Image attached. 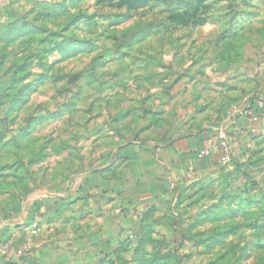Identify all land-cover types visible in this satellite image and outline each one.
<instances>
[{
	"label": "clouds",
	"instance_id": "9594fccd",
	"mask_svg": "<svg viewBox=\"0 0 264 264\" xmlns=\"http://www.w3.org/2000/svg\"><path fill=\"white\" fill-rule=\"evenodd\" d=\"M209 16L195 28L193 38L208 48L221 35L231 40L234 47L239 45L237 51L243 55L234 53L231 61L224 62L229 67L227 76L246 71L247 75L227 79L217 73L216 79L224 81L225 86L215 87L214 81L210 85V77L189 82L193 70L189 78L172 87L177 72L183 69H155L163 87L171 88L164 97L171 103L160 116L146 114L144 108L148 105L136 104L126 118H118V113L126 109H116L104 117L102 124L94 121L91 126L86 125L87 117L82 112L70 122L62 116L64 127L56 130L48 120L57 117L26 124L22 110L6 114L0 122V168L13 166L21 173H30L29 189L46 195L29 204L24 216L31 224L23 229L24 234L13 231L12 240L0 242V264H57L62 256L70 264H138L135 254L145 235L140 223L145 213L148 223L165 216L176 220L173 226L158 227L143 245L141 253L151 257L168 250L163 247L164 240L175 238L179 242L173 231L178 233L203 219L197 213L211 216L220 209L235 208L244 195L264 200V123L252 127L255 118L249 121L250 114L246 112L253 95L264 100V0H219ZM93 19L106 33L110 18L97 15ZM57 58V54L48 56L45 67L38 69L44 73L38 78V86L47 91L54 85L60 90L65 98L62 112H70L73 104L82 110L90 101L73 99L82 82L57 81L59 69L47 67ZM165 75L167 80L163 79ZM209 87L212 90L205 91ZM258 106L264 108V104ZM157 110L159 105L153 112ZM93 127L102 132L94 133ZM257 134L259 139L252 141ZM85 137L91 139L86 141ZM191 145H196L199 162L191 159ZM253 152L257 155L253 156ZM50 153L58 154L57 166L46 168L31 163ZM146 162H151L147 168ZM153 186L161 190L146 195ZM249 187L251 192L246 191ZM193 191L198 195L187 199ZM81 196L85 197L83 201L63 213L56 223H49L58 208ZM60 197L64 200L60 201ZM85 214L90 216L80 222L77 218ZM101 215L108 220L103 230L102 222H98ZM3 231L0 229V239ZM91 234L96 241L111 239L112 248L125 245L126 251L122 256L102 259L89 239ZM189 245L185 242V248ZM33 247L38 251L34 253Z\"/></svg>",
	"mask_w": 264,
	"mask_h": 264
},
{
	"label": "rangeland",
	"instance_id": "374dc122",
	"mask_svg": "<svg viewBox=\"0 0 264 264\" xmlns=\"http://www.w3.org/2000/svg\"><path fill=\"white\" fill-rule=\"evenodd\" d=\"M218 4L219 0H0V122L7 113L22 110L26 124L57 117L48 123L62 130L65 123L62 116H67L70 122L82 112L87 117L86 125L91 126L94 121L102 124L104 117L116 109H126L118 113V118H126L136 104L148 105L144 108L146 114L163 115V109L171 103L164 99L171 88L163 87V80L155 69H183L177 72L172 87L189 78L193 70L189 82L197 77H210V85L214 81L215 87L225 86L224 81L216 79L217 73L227 76L229 67L224 62L231 61L234 53L243 55L237 51L239 45L234 47L231 40L221 35L208 48L193 38L195 28L210 19L209 14ZM97 15L110 18L106 33L96 25L93 18ZM53 54L58 58L47 67L59 69L57 81L82 82L73 97L90 101L82 110L73 104L70 112H62L65 98L60 90L54 85L47 91L38 86V78L44 74L38 69L44 68L46 58ZM242 75H247V71L237 72L227 79H238ZM168 78L165 75L163 79ZM211 90V87L205 89ZM186 93L187 88L183 94ZM179 95L181 93H177ZM257 96L249 99L248 107ZM158 105L159 110L153 112ZM92 130L97 134L102 132L96 127ZM90 139L85 137L86 141ZM258 139L259 134L252 136V141ZM57 155H43L31 163L52 168L60 162ZM256 155L257 152H253V156ZM150 165L151 162H146L144 166ZM30 183V173H21L13 166L0 168V222L19 219L30 199L46 195L29 189ZM159 190L158 186H153L149 194ZM246 191L251 192L252 188ZM203 192L204 186H201L199 194L202 196ZM197 195L196 191L190 192L187 199L193 200ZM239 199L235 208L220 209L211 216L197 213V217L203 216V219H197L178 233L173 231L174 237L179 236V242L175 238L164 240L163 247L168 250L151 257L141 253L143 245L158 227L173 226L176 220L165 216L148 223L145 213L140 221L145 235L135 254L138 264H264V200L254 195ZM112 219L114 221V217ZM98 222H102L103 230L108 220L101 215ZM89 239L99 251L103 245L102 259L108 255L122 256L126 251L125 245L109 250L104 244L111 246V239L98 242L94 234ZM185 242H190L189 247L185 248ZM92 264L101 262L92 261Z\"/></svg>",
	"mask_w": 264,
	"mask_h": 264
},
{
	"label": "crops",
	"instance_id": "0c3cea01",
	"mask_svg": "<svg viewBox=\"0 0 264 264\" xmlns=\"http://www.w3.org/2000/svg\"><path fill=\"white\" fill-rule=\"evenodd\" d=\"M251 106H252V105H251ZM246 123H247V121H246ZM245 130H247V129H245ZM201 139H203V137H201ZM185 147H186V149H187L188 146L185 145ZM197 156H198V151H197L196 145H191V159H193V160L199 162L200 159H198ZM147 194H149V193H146V195H147ZM39 198H43V197H41V196H36V197L33 198L32 200L30 199V200H29V203L27 204V207H25L26 210L24 209V213L28 211V206H29V204H31L33 201H35V200H37V199H39ZM58 199H59L60 201H63V200H64V198H61V197L58 198ZM83 199H84L83 196H81V197H77V200H75V202L72 203V201H73V200H72V201H70V202L64 204V206H63L62 208H58V209L55 211L54 215H53L52 217H50V219H49V223H50V224L56 223V222L60 219V217L62 216L63 213L71 211V210L74 208V206L76 205V203H78V202H80V201H83ZM24 213H23V216H22V217H20L19 219L16 218L15 221H11L10 223H3V222H0V229H3V230H4V231H3V234H2V239H1V240H3V239H5V240H6V239H10V240H12V235H11V233H12L13 231H21V233L24 234V233H23V229H25L24 224L26 223V225L28 226V225L31 223L30 220L25 221ZM88 215H89V214H88ZM86 216H87V214H85L84 216H80V217H78L77 219L81 222V221L87 219ZM22 221H25V222L22 223ZM98 242H99V241H98ZM100 243H103V242H100ZM14 245H15V242H14ZM94 245L97 246V244H94ZM104 245H107V246L109 247V250H112V247L110 246V244L108 245V243H105ZM108 247H107V249H108ZM33 250H34V253L38 251L35 247H33ZM102 251H103V245H101V247H100V252H102ZM40 255L43 256V253L41 252ZM66 261H67V258L62 256V257H60V259L57 261V264H61L62 262L65 263Z\"/></svg>",
	"mask_w": 264,
	"mask_h": 264
},
{
	"label": "built area",
	"instance_id": "2783aa9c",
	"mask_svg": "<svg viewBox=\"0 0 264 264\" xmlns=\"http://www.w3.org/2000/svg\"><path fill=\"white\" fill-rule=\"evenodd\" d=\"M259 104H264V100H260V97L257 96L254 104L250 107H247L246 112L250 114L249 121H252V118L254 117L255 120L252 121V127L258 128L261 123H264V108L259 107ZM226 134H229L226 132ZM198 159H200L199 155L197 156ZM31 224V223H30ZM30 224L28 226H30ZM25 228L28 227L26 223L24 224ZM7 241H10V239H0V242L6 243ZM13 246H15L13 244ZM32 251L34 252L33 248ZM9 264H12V262H9Z\"/></svg>",
	"mask_w": 264,
	"mask_h": 264
}]
</instances>
